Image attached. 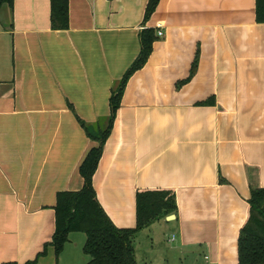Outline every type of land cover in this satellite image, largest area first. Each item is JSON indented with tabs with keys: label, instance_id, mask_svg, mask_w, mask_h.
<instances>
[{
	"label": "crops",
	"instance_id": "obj_1",
	"mask_svg": "<svg viewBox=\"0 0 264 264\" xmlns=\"http://www.w3.org/2000/svg\"><path fill=\"white\" fill-rule=\"evenodd\" d=\"M147 1L68 0L65 31L50 0L0 8V264H87L82 233L55 257L56 194L82 189L93 143L79 121L105 126L143 29L163 37L127 81L97 201L133 229L138 192L174 193L176 214L135 238L137 264H239L251 190L264 189V24L255 0H159L145 21Z\"/></svg>",
	"mask_w": 264,
	"mask_h": 264
},
{
	"label": "trees",
	"instance_id": "obj_2",
	"mask_svg": "<svg viewBox=\"0 0 264 264\" xmlns=\"http://www.w3.org/2000/svg\"><path fill=\"white\" fill-rule=\"evenodd\" d=\"M158 2L159 0L147 1L145 21L154 13ZM12 4L13 0H0V8L3 6L12 8ZM255 20L258 24H264V0H255ZM50 23L53 31L68 29V0H50ZM156 40L155 30L143 29L140 32L139 55L127 69L117 87L111 91L109 117L105 126L98 124L96 132L92 134L79 121L93 145L78 168L83 184L82 189L78 192L56 194L55 233L50 243L55 257L62 252L71 233H82L86 238L82 252L88 258L87 264H137L134 242L138 233L176 214L175 197L172 191L138 192L135 228L118 229L101 208L92 185L93 176L111 133L127 81L147 63ZM196 62L197 59L193 63L191 75L196 69ZM248 205L249 216L238 237V263L264 264V189H252Z\"/></svg>",
	"mask_w": 264,
	"mask_h": 264
},
{
	"label": "rangeland",
	"instance_id": "obj_3",
	"mask_svg": "<svg viewBox=\"0 0 264 264\" xmlns=\"http://www.w3.org/2000/svg\"><path fill=\"white\" fill-rule=\"evenodd\" d=\"M93 132L95 133L96 131L93 130ZM166 247H167V245H166ZM154 254H155V252L153 250H151V251H149V254L147 255V257H152V256H154ZM149 260L154 263V261H152V259H149ZM167 264H173V263L172 262H167Z\"/></svg>",
	"mask_w": 264,
	"mask_h": 264
},
{
	"label": "built area",
	"instance_id": "obj_4",
	"mask_svg": "<svg viewBox=\"0 0 264 264\" xmlns=\"http://www.w3.org/2000/svg\"><path fill=\"white\" fill-rule=\"evenodd\" d=\"M156 36H157V38H162L163 37V33H162V31L160 29L157 30Z\"/></svg>",
	"mask_w": 264,
	"mask_h": 264
}]
</instances>
